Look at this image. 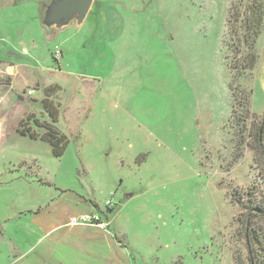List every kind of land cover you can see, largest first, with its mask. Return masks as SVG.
<instances>
[{"label":"rangeland","instance_id":"rangeland-1","mask_svg":"<svg viewBox=\"0 0 264 264\" xmlns=\"http://www.w3.org/2000/svg\"><path fill=\"white\" fill-rule=\"evenodd\" d=\"M231 2L242 14L248 0H94L80 25L47 38L37 0H0V60L39 72L10 99L0 72V264H248L233 195L246 203L264 176L250 146L264 116V28L244 70ZM54 84L61 157L16 132L46 116L39 101ZM83 209L106 229L69 224Z\"/></svg>","mask_w":264,"mask_h":264},{"label":"trees","instance_id":"trees-1","mask_svg":"<svg viewBox=\"0 0 264 264\" xmlns=\"http://www.w3.org/2000/svg\"><path fill=\"white\" fill-rule=\"evenodd\" d=\"M239 10L241 11V9L237 8L234 2L230 3L227 23L231 22L230 18H233V21L236 23L240 22V27L243 32L242 38L249 48L250 57V59L248 58V65L242 66V68L244 70H252L256 67L258 58L255 53L256 41L264 28L263 0H248L242 14L241 12L239 13ZM241 15H243L242 18ZM237 68L238 66L234 64L233 69L236 70ZM60 91H62V87L57 84L43 86L44 96L39 102L44 108L46 116L44 118H37L33 113H30L24 119L19 121L18 127L16 128V132L20 135L46 142L54 157H61L69 142L67 135L57 127L61 104L57 102V99L54 101L53 96H56V93ZM231 93L232 97H236L233 91H231ZM250 97V92L244 94L245 99L248 100ZM234 111L235 106L232 103V114ZM239 121L240 118L237 119V122L235 121V124L239 125ZM263 125L264 116L263 120L260 121V124L256 123L253 128V133L251 134L253 140L250 143V146L254 153L255 162L258 156L264 160ZM244 126H246V123H244L243 127ZM259 178L261 189H258L257 185H253V188H248L244 194L247 197L246 203L233 195V200L244 212H246V218L243 220L245 221L244 226L241 227V230L245 239L248 264H264V176L259 175ZM257 191H262L259 200L256 198V194H258ZM242 214L243 212L239 214L238 220H240ZM240 233L241 231H237V234Z\"/></svg>","mask_w":264,"mask_h":264},{"label":"water","instance_id":"water-1","mask_svg":"<svg viewBox=\"0 0 264 264\" xmlns=\"http://www.w3.org/2000/svg\"><path fill=\"white\" fill-rule=\"evenodd\" d=\"M38 17L47 38L70 26L80 25L94 0H40Z\"/></svg>","mask_w":264,"mask_h":264},{"label":"crops","instance_id":"crops-1","mask_svg":"<svg viewBox=\"0 0 264 264\" xmlns=\"http://www.w3.org/2000/svg\"><path fill=\"white\" fill-rule=\"evenodd\" d=\"M31 67H33V70H36L38 68L37 65L31 66V65H25V64L19 63L17 61L10 62V61H5V60H0V72H2V74H3V77H4L3 80H4V85H5L4 90H2V91H3L4 95L6 96V99L11 98L9 92L12 90V86L17 79L22 78V79H25L26 81H32L34 83L33 86H31V88L33 90L36 87H38V85H39V80H38L39 72L37 70L35 72H31L30 71ZM46 69L50 70L51 72L54 71V69H52V68H46ZM6 110L0 109V119L1 120L4 117V115L6 114ZM83 211L87 212L88 209H83L82 212ZM90 211H92V210H90ZM110 214L112 215V213L110 211L108 213H106V217H110L109 216ZM110 219H112V218H110ZM111 223H113V220L111 221ZM75 226H79V225H75ZM84 227L98 228L95 226H84Z\"/></svg>","mask_w":264,"mask_h":264},{"label":"built area","instance_id":"built-area-1","mask_svg":"<svg viewBox=\"0 0 264 264\" xmlns=\"http://www.w3.org/2000/svg\"><path fill=\"white\" fill-rule=\"evenodd\" d=\"M33 91L29 90L28 94H32ZM109 203V202H108ZM109 222L102 221L97 213L86 212L80 214L79 216H71L69 224L71 225H87V226H97L105 229Z\"/></svg>","mask_w":264,"mask_h":264}]
</instances>
